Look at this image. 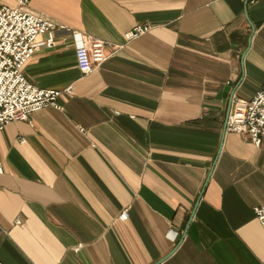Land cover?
Segmentation results:
<instances>
[{
  "label": "crops",
  "instance_id": "crops-1",
  "mask_svg": "<svg viewBox=\"0 0 264 264\" xmlns=\"http://www.w3.org/2000/svg\"><path fill=\"white\" fill-rule=\"evenodd\" d=\"M25 10L62 27L50 47L38 37L26 78L72 92L0 131V264H261L264 137L223 134V91L249 100L264 85V0ZM137 23L152 27L125 39ZM72 32L109 42L92 74Z\"/></svg>",
  "mask_w": 264,
  "mask_h": 264
},
{
  "label": "built area",
  "instance_id": "built-area-1",
  "mask_svg": "<svg viewBox=\"0 0 264 264\" xmlns=\"http://www.w3.org/2000/svg\"><path fill=\"white\" fill-rule=\"evenodd\" d=\"M29 1L13 0L12 6L0 2V131L9 122L26 120L30 113L39 109L52 106L60 109L57 97L62 92H72V86H67L63 91L36 86L22 71L24 64L39 46L38 37L46 34V46L50 47L54 44L52 39L55 31L62 28L51 19L25 10ZM151 27L149 24L137 23L125 33V39H137ZM72 36L75 40L77 68L82 75L92 74L108 58L104 49L109 42L81 32H72ZM230 108L225 132L247 134L249 140L256 147L259 146L264 137V85L249 100L232 99ZM19 142H23V138ZM2 172L3 164L0 159V173ZM253 209L264 233V205ZM127 217V211H121L120 218ZM15 223L19 224L20 219L16 218ZM261 264H264V258Z\"/></svg>",
  "mask_w": 264,
  "mask_h": 264
},
{
  "label": "water",
  "instance_id": "water-1",
  "mask_svg": "<svg viewBox=\"0 0 264 264\" xmlns=\"http://www.w3.org/2000/svg\"><path fill=\"white\" fill-rule=\"evenodd\" d=\"M223 94H224L225 98L228 99V101H227V106H226V108H227V112H226V118H225V126H224V129H223V134H225V130H226V126H227L226 121H227L228 114H229V112H230V110H231L230 106H231V102H232V98H233V93H232L231 95L229 94V87L227 86V87L224 89ZM228 95H229V96H228ZM164 260H165V258H162V259H160V260H159L157 263H155V264H160V263L163 262Z\"/></svg>",
  "mask_w": 264,
  "mask_h": 264
},
{
  "label": "rangeland",
  "instance_id": "rangeland-1",
  "mask_svg": "<svg viewBox=\"0 0 264 264\" xmlns=\"http://www.w3.org/2000/svg\"><path fill=\"white\" fill-rule=\"evenodd\" d=\"M0 2L3 3V4L6 3V4L10 5V6L14 5L13 0H0Z\"/></svg>",
  "mask_w": 264,
  "mask_h": 264
}]
</instances>
